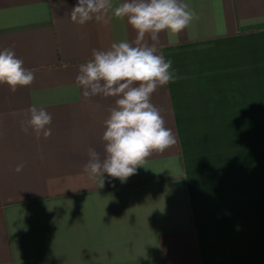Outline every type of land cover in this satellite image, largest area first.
Returning <instances> with one entry per match:
<instances>
[{
    "label": "crops",
    "instance_id": "1",
    "mask_svg": "<svg viewBox=\"0 0 264 264\" xmlns=\"http://www.w3.org/2000/svg\"><path fill=\"white\" fill-rule=\"evenodd\" d=\"M182 2L197 18L160 33L176 79L151 97L177 143L102 186L85 165L89 148L106 155L116 98L86 99L75 78L93 49L133 43L135 30L72 23L78 0H0V51L35 74L15 92L0 85V264H264V0ZM32 105L52 116L47 139L22 131ZM245 133L260 155L256 203Z\"/></svg>",
    "mask_w": 264,
    "mask_h": 264
},
{
    "label": "clouds",
    "instance_id": "2",
    "mask_svg": "<svg viewBox=\"0 0 264 264\" xmlns=\"http://www.w3.org/2000/svg\"><path fill=\"white\" fill-rule=\"evenodd\" d=\"M112 17L127 19L136 32L135 41L112 43L108 50L93 49L92 58L79 66L75 83L83 89L86 99L97 95L116 98L104 121L106 155L101 159L89 148L85 171L100 179L107 173L123 182L136 174L147 158L177 143L172 129L165 127L161 110L151 102L158 88L176 79L172 61L157 54V44L160 33L179 34L197 17L182 0H125L116 6L113 0H78L69 14L71 22L78 25L93 20L107 23ZM146 36L153 42L151 45L145 42ZM23 64L13 50L0 51V85H7L12 92L30 86L35 74ZM28 113L22 131L27 134L31 129L38 139L50 137L52 116L36 105ZM22 167L18 165L16 172Z\"/></svg>",
    "mask_w": 264,
    "mask_h": 264
},
{
    "label": "rangeland",
    "instance_id": "3",
    "mask_svg": "<svg viewBox=\"0 0 264 264\" xmlns=\"http://www.w3.org/2000/svg\"><path fill=\"white\" fill-rule=\"evenodd\" d=\"M244 187L246 190L245 203H256V173L260 172V155L256 153V133L244 134ZM240 151V150H239ZM241 155V154H240ZM239 155V156H240ZM250 190L251 194L248 195Z\"/></svg>",
    "mask_w": 264,
    "mask_h": 264
}]
</instances>
